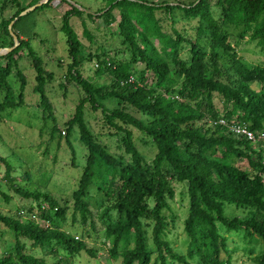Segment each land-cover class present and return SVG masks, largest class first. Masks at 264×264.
<instances>
[{
  "label": "trees",
  "instance_id": "1",
  "mask_svg": "<svg viewBox=\"0 0 264 264\" xmlns=\"http://www.w3.org/2000/svg\"><path fill=\"white\" fill-rule=\"evenodd\" d=\"M4 1L19 7V0ZM38 1L20 7L12 18L2 21L1 26L8 42L0 49L13 45L8 25ZM51 1L33 12L45 9ZM195 2L173 7L167 3L156 6L142 0H112L109 11L98 15L87 13L89 19L106 21L111 16V10L119 11L118 29L123 44L132 62L143 63L142 75L151 74L155 81L151 86L144 76L137 80L130 65L124 62L127 67L126 76L121 73L123 63L116 67L106 62L96 67V71L102 69L123 78L112 84L113 90H108L109 86L97 87L95 83L85 81L79 69L87 58L81 53L71 28L65 22L62 27L69 44L71 64L68 65V73L88 94V99L84 101L93 105L96 103L94 97L99 100L112 98L122 104V109H114L105 114V122L114 127L117 133H124L122 147L128 156L126 161L123 157L110 155L94 140L81 120L82 103L77 105L74 117L66 123V131H62L65 135L77 126L79 141L87 151L85 166L72 194L74 208L79 213L82 225H86L91 218L86 201L89 187L95 178H102L104 174L108 176L104 195L107 199H113L110 209L115 212L116 218L113 223L105 226V238L111 242L109 255L120 258L121 264H151L152 252L146 246L143 220L152 222L151 240L161 264H166L167 259L180 264H190L191 261L223 264L220 255L225 251L226 241L218 232V224L228 232L243 230L256 235L263 245V252L253 261L255 264H264V154L259 144L264 143V138L252 143L231 135L220 125L209 124L223 118L228 124H244L256 135H264V94L254 92L249 87L253 83H264V62L253 68L242 63L227 43L223 30V26L240 29L239 36L255 41L264 53V0H216L219 20L215 18L208 0H201L194 5ZM174 9L181 11L187 19H196L197 28L195 41L186 40L189 60L179 58L178 47L185 40L178 32L174 31L175 38L168 40L167 43L173 49L167 54L174 67L172 73L154 48L150 46L148 53L143 44H147L148 34L166 39L160 34L155 13L163 11L170 15ZM79 14L80 10L72 7L67 17ZM26 16L18 18L12 30L20 27L19 22ZM137 25L144 28L139 39L137 35L140 30ZM20 29L26 39L19 38L13 31L18 37L19 47L0 56V91L5 92L0 110L17 106L7 78L16 69L23 83L16 60L20 59L19 53L24 50L31 57L35 72L34 91L39 95L45 112L50 107L44 91L45 84L52 82L54 76L42 68L41 61L30 48V36L23 31V27ZM221 51L231 60L228 68L218 67ZM130 76L135 82L126 84ZM176 86L178 89H174ZM99 92L105 94L100 95ZM22 99L21 90L20 102ZM215 99L222 106L215 104ZM128 108L148 115L151 121L143 125ZM124 125L134 127L149 138L156 151L151 163H147L137 151ZM244 160L248 164L246 169L236 164ZM0 162L9 167L4 158L0 157ZM172 181L187 186L189 206L184 221V233L188 241L186 256L176 254L163 239L167 229L164 215L168 209L167 200L175 196ZM15 192L24 199L36 202L37 207L44 204L47 209L39 211L36 216L47 221L49 226L25 218L33 212L32 205L21 210L24 216L21 212L14 217L0 214V225L12 232L15 238L13 252L0 257V264H47L42 258L27 253L23 240L30 242L32 247L43 248L55 243L71 255L81 251L95 255L96 252L88 249L85 242H77L74 237L57 229L55 218L63 217L64 213L51 198L21 188L15 189ZM149 200H153L151 208ZM226 205L248 210L249 218H227L224 214ZM226 264H229L228 260Z\"/></svg>",
  "mask_w": 264,
  "mask_h": 264
},
{
  "label": "rangeland",
  "instance_id": "2",
  "mask_svg": "<svg viewBox=\"0 0 264 264\" xmlns=\"http://www.w3.org/2000/svg\"><path fill=\"white\" fill-rule=\"evenodd\" d=\"M31 1L36 0H19V7H16L0 0V47L8 42L1 26L2 21L12 18L20 7L27 6ZM40 1L42 0L38 2ZM142 1L156 6L167 3L175 7L178 4L187 6L194 1H197L194 4L196 5L201 0ZM208 1L215 18L219 20L216 0ZM111 2L112 0H52L45 9L31 12L19 22L23 31L30 36V48L41 61L42 68L52 73L54 77L52 82L45 84V95L50 103V107L45 109V112H43L39 95L34 91L35 72L31 65V57L27 56L24 50L19 53L20 59L16 58L17 70L21 73L23 83L16 69H13L7 78L8 87L17 106L0 110V157L4 158L9 165L7 168L6 164L0 162V214L14 217L21 210L36 205V202L20 197L15 189L21 188L29 193H40L51 198L64 213L63 217L55 218L57 229L67 236L74 237L77 242H85L88 249L96 252L94 256L85 251L71 255L55 243L41 248L32 247L30 242L23 240L26 244V252L34 257L42 258L47 264H121L120 258H113L109 255L111 242L105 238V226L113 223L116 218L115 212L110 209L114 203L113 199H107L104 195L108 186V176L104 174L102 178H95L89 187L86 201L91 218L86 225H82L79 213L74 208L72 194L78 186L85 166L87 151L79 141L77 126H74L69 133L62 135V131L67 129L66 123L74 117L77 105L82 103L81 120L91 132L94 140L110 155L123 157L125 161L128 159L122 147L124 133H117L114 127L105 122V114L114 109H122V104L120 105L112 98L99 100L94 97L96 103L93 105L91 102L84 101L88 99V94L76 81L71 79L68 73V65L71 64L69 44L62 31L65 22L76 35L80 51L87 58L82 68L79 69L85 81L95 83L97 87L109 86L108 90H113L112 84L123 78L102 71V69L96 71V67L103 66L106 62L113 63L117 67L118 64L124 62L130 65L137 80L144 76L150 86L154 85L155 81L150 73L142 75L143 63L132 62L130 59L129 51L123 44V37L119 34V11L111 10V16L106 21L87 17L88 12L98 15L109 11L112 6ZM76 6L80 7L78 9L81 14L67 17L71 13V8H77ZM170 13V15H166L163 11L155 13L159 22L160 34L166 39L148 34L147 44H143V48L148 53L150 46L154 48V51L173 73L171 57L167 56L173 49L167 42L175 38L174 31L178 32L185 40L178 47L179 58L189 60V47L186 40L195 41L197 20L187 19L177 9ZM20 27L12 32L14 31L19 38L25 40L26 37L22 34ZM137 28L140 30L137 35L139 39L144 28L140 25H137ZM223 30L227 43L242 63L250 68L263 64L264 53L255 41L249 37L241 38L240 29L233 26H223ZM219 56L218 67L228 68L231 65L230 58L222 51ZM121 73L123 76L127 74L125 64L121 65ZM20 85L23 98L21 102L19 100ZM249 87L254 92L264 94V83H253ZM174 89H178V86ZM99 94L103 95L105 92H99ZM4 95L5 92L0 91V103ZM215 104L222 106L216 99ZM127 110L143 125H148L151 121L148 115L136 113L130 108ZM123 127L130 132L137 151L147 163H151L156 151L149 138L132 126L124 125ZM259 144L264 154V143ZM236 164L242 169L248 167L245 160L237 161ZM171 186L175 196L172 200H167L168 209L164 211L167 229L163 239L168 242L176 254L186 256L188 241L184 233V221L189 206L187 186L185 183L176 181H172ZM152 206L153 200H149V207ZM224 214L229 219L249 218L248 210L228 205L224 207ZM142 222L147 238L146 246L152 252L151 264H161L156 257V248L151 240L152 222L148 220ZM217 226L220 236L226 241L225 251H222L220 255L222 263L226 264L228 260L229 264H255L254 258L263 252V245L256 235L243 230L228 232L221 225ZM14 242L12 232L0 225V257L13 252ZM166 264L180 263L167 259ZM190 264L200 263L191 261Z\"/></svg>",
  "mask_w": 264,
  "mask_h": 264
},
{
  "label": "built area",
  "instance_id": "3",
  "mask_svg": "<svg viewBox=\"0 0 264 264\" xmlns=\"http://www.w3.org/2000/svg\"><path fill=\"white\" fill-rule=\"evenodd\" d=\"M135 82V79L130 76L128 78V80L126 81V84H132ZM210 125H220L224 128H226L228 130V132L237 137V138H242L245 139L249 142L255 143L256 141H258V139H262L264 138L263 134H258L256 135L254 132H252L251 130H249V128L247 127V125L244 124H228L223 118H219L218 120H216L215 122H209ZM62 135H64V132H62ZM33 212L27 214V216L25 218H29L31 220H33L34 222L43 225L45 227L49 226V223L43 219H39L36 214L39 211H45L47 209V207L43 204L40 207L32 206ZM54 211H56V209H54ZM21 214L23 215L24 212L21 211Z\"/></svg>",
  "mask_w": 264,
  "mask_h": 264
},
{
  "label": "water",
  "instance_id": "4",
  "mask_svg": "<svg viewBox=\"0 0 264 264\" xmlns=\"http://www.w3.org/2000/svg\"><path fill=\"white\" fill-rule=\"evenodd\" d=\"M49 0H42L40 2H38L37 4L27 8L26 10H24L23 12H21L19 14V16L17 18H15L9 25H8V32H9V35L11 36L12 40H13V46L11 48H5V49H1L0 50V56L2 55H6L10 52H12L18 45H19V40H18V37L12 32V26L13 24L18 20V18H21V17H24L26 16L27 14L33 12L35 9L43 6L44 4H46ZM77 8L80 9L79 6H76ZM82 11H85L83 9H81Z\"/></svg>",
  "mask_w": 264,
  "mask_h": 264
}]
</instances>
